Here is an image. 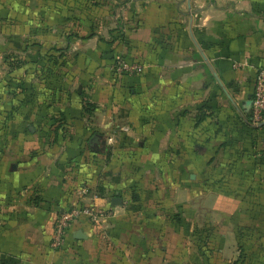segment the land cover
<instances>
[{"label": "crops", "instance_id": "0c3cea01", "mask_svg": "<svg viewBox=\"0 0 264 264\" xmlns=\"http://www.w3.org/2000/svg\"><path fill=\"white\" fill-rule=\"evenodd\" d=\"M97 1L0 0V264H258L264 0Z\"/></svg>", "mask_w": 264, "mask_h": 264}, {"label": "built area", "instance_id": "2783aa9c", "mask_svg": "<svg viewBox=\"0 0 264 264\" xmlns=\"http://www.w3.org/2000/svg\"><path fill=\"white\" fill-rule=\"evenodd\" d=\"M114 70L121 72L139 71L142 66L138 63H128L123 59H118L113 67ZM264 117V70L259 68L255 72L252 97L250 100V116L249 120L252 123L260 121ZM84 215L93 223L107 215L106 212L97 210L92 205H71L66 209L59 211L52 223V230L49 238V245L52 249L58 248L73 219L78 215Z\"/></svg>", "mask_w": 264, "mask_h": 264}, {"label": "water", "instance_id": "95a60500", "mask_svg": "<svg viewBox=\"0 0 264 264\" xmlns=\"http://www.w3.org/2000/svg\"><path fill=\"white\" fill-rule=\"evenodd\" d=\"M185 4H186V7L189 8L190 0H185ZM187 31H188V35H189L193 45L195 46L197 52L199 53L201 59L203 60L205 65L208 67V69L210 70V72L212 73V75L214 76L216 81H218V83L220 84L218 77L216 76L215 71L213 70L209 60L207 59L206 55L203 53L202 49L199 47V45L197 44V42L195 41V39L191 33V16L188 17ZM248 123L251 125L259 126V125L264 123V117L256 123H252V122H248ZM89 141L91 142L90 146H93V149L103 150L104 145H105V135H103L102 133L95 132L91 135ZM114 198H116V197H112L111 201H113Z\"/></svg>", "mask_w": 264, "mask_h": 264}, {"label": "trees", "instance_id": "16d2710c", "mask_svg": "<svg viewBox=\"0 0 264 264\" xmlns=\"http://www.w3.org/2000/svg\"><path fill=\"white\" fill-rule=\"evenodd\" d=\"M82 1H84V7H86V9L87 10H89L90 12H92V11H94V8H95V4H97V0H81V2ZM78 2V1H77ZM94 14V13H93ZM90 20H91V18H89V22H90ZM90 33V32H89ZM52 52V51H51ZM51 55V53L50 54H46L45 55V57L48 59L49 58V56ZM52 59L54 60V61H56L57 60V57H52ZM111 71H115L114 70V68H111ZM116 72V71H115ZM254 84V83H253ZM252 90H253V87H252ZM251 97H252V91H251V94H250V99H251ZM249 116H250V110H249ZM77 206H81V205H77ZM262 208V207H261ZM261 208H259V210H261V214H263L264 215V204H263V208L261 209ZM260 214V215H261ZM256 227V226H255ZM254 227V228H255ZM257 228V227H256ZM240 232V231H239ZM263 232V230H262V228H257L256 229V234H261ZM237 234H238V230H237ZM237 239H238V235H237ZM238 242V244H239V246H240V241L238 240L237 241ZM242 244V243H241ZM243 246H245L244 245V243H243ZM250 247H252V244H248L247 245V249H250ZM253 252H256V254L257 255H260L257 259H254V262H256V263H258V264H261V262H264V247H262V246H257V247H254V250H253ZM241 260H242V257H240V258H238V260H237V262H235V264H239L240 262H241Z\"/></svg>", "mask_w": 264, "mask_h": 264}]
</instances>
